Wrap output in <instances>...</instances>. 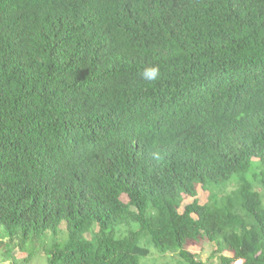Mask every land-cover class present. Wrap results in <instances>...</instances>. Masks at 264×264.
Masks as SVG:
<instances>
[{"label":"trees","instance_id":"trees-1","mask_svg":"<svg viewBox=\"0 0 264 264\" xmlns=\"http://www.w3.org/2000/svg\"><path fill=\"white\" fill-rule=\"evenodd\" d=\"M262 193L264 0H0V227L21 250L65 223L46 264H146V240L211 264L199 238L264 264Z\"/></svg>","mask_w":264,"mask_h":264},{"label":"rangeland","instance_id":"rangeland-1","mask_svg":"<svg viewBox=\"0 0 264 264\" xmlns=\"http://www.w3.org/2000/svg\"><path fill=\"white\" fill-rule=\"evenodd\" d=\"M253 163L247 177L251 179V175L254 172ZM238 178L235 176L226 185H219L218 190L221 191L220 194H225L228 191L234 189L237 185ZM263 194V193H262ZM198 202L200 204L206 203L208 198V192L203 190L200 185L197 186V196ZM123 201H127L126 196H122ZM192 200L188 197L183 201V205ZM263 205H264V194H263ZM179 211H182V206L179 208ZM92 230H96L95 227ZM91 230V231H92ZM56 232V233H55ZM66 225L62 223L57 227L55 231L48 230L47 233L41 237L42 240L37 242H27L24 246V250H21L17 246L18 239L13 238L11 241L3 233L2 227H0V264H8L11 259L17 260L18 264H46V257L41 250L42 244L48 243L50 241H62L66 236ZM91 232L85 233L83 235L84 239H89ZM144 245L149 248V254L144 258L143 261H146V264H180L179 258L176 253L172 252H159L152 243L148 240L144 241ZM27 248V249H26ZM185 248L194 256L197 260L207 261L211 264H219V255L231 256V252L223 251L218 253L215 248L216 246L207 241L204 238H199L194 241H187ZM26 259V260H24ZM234 264H240V261L234 262Z\"/></svg>","mask_w":264,"mask_h":264},{"label":"clouds","instance_id":"clouds-1","mask_svg":"<svg viewBox=\"0 0 264 264\" xmlns=\"http://www.w3.org/2000/svg\"><path fill=\"white\" fill-rule=\"evenodd\" d=\"M143 75L148 80H154L158 77L159 70L157 67H149L145 69Z\"/></svg>","mask_w":264,"mask_h":264}]
</instances>
